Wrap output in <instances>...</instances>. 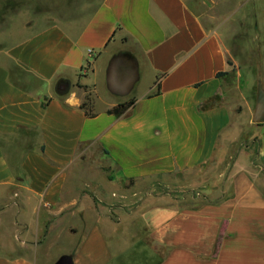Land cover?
Returning a JSON list of instances; mask_svg holds the SVG:
<instances>
[{"label":"crops","instance_id":"obj_1","mask_svg":"<svg viewBox=\"0 0 264 264\" xmlns=\"http://www.w3.org/2000/svg\"><path fill=\"white\" fill-rule=\"evenodd\" d=\"M226 1L102 0L0 50V264H131L147 242L140 264H264V127L260 169L240 145L264 88V0ZM74 166L99 180L72 189ZM200 167L225 170L197 184L205 201L145 200L147 236L112 251L108 229L126 226L99 209L110 187ZM62 233L73 250L48 256Z\"/></svg>","mask_w":264,"mask_h":264},{"label":"rangeland","instance_id":"obj_2","mask_svg":"<svg viewBox=\"0 0 264 264\" xmlns=\"http://www.w3.org/2000/svg\"><path fill=\"white\" fill-rule=\"evenodd\" d=\"M102 0H0V50H5L12 45L21 42L30 35L39 33L44 29L54 25L55 23L65 22L67 18L75 17L78 13H90L97 4ZM226 5L233 7L235 0H227ZM196 11L203 15V8L201 3L194 4ZM250 8V7H249ZM249 10V9H248ZM235 9H233V12ZM215 13L218 12L216 8ZM244 16L243 27H248L250 23V16L247 10H239L236 17ZM243 18V17H242ZM244 90L245 94L248 95ZM253 124V123H252ZM252 129L245 131L244 136L241 138L240 145L248 147L252 154L253 166L260 169L263 160L258 156L257 150L259 140L262 138L256 134L255 124ZM264 127V124L258 125ZM239 145L236 147L238 148ZM237 148L232 149V155L235 154ZM225 171L224 169H211L209 167H200L188 173H177L168 178L162 176L146 178L142 181H130L126 184L113 185L110 190L114 191L117 195L113 202L101 199L99 209L103 212L107 210L108 216L118 222L119 219L123 221V229L116 230V228H109L108 233L112 245V251L115 254L122 253L123 236L126 234L130 239L135 242L144 238L147 234L143 232V204L145 200H150V203L174 202L173 200L180 201L176 203L180 207H193L205 201L204 195L200 188H197L199 182H204L211 178L212 175H219ZM68 176L71 177L72 189L80 180L85 182L99 180V174L92 169L72 167L68 170ZM102 194L106 197L107 191L103 185H100ZM74 190L68 193V196L74 194ZM120 197V198H119ZM104 198V197H103ZM161 200V201H159ZM139 213H141L139 215ZM71 223L76 224L75 219ZM122 228V227H121ZM114 236V237H113ZM67 236L62 233V236H55L49 243L45 253L48 256H54L62 250H73V244L68 240ZM123 240V241H122ZM149 248L144 252L135 250H125L131 260V264H140L150 254L151 242H147ZM126 248V247H125ZM164 255L165 250L160 251ZM128 261V260H127Z\"/></svg>","mask_w":264,"mask_h":264},{"label":"water","instance_id":"obj_3","mask_svg":"<svg viewBox=\"0 0 264 264\" xmlns=\"http://www.w3.org/2000/svg\"><path fill=\"white\" fill-rule=\"evenodd\" d=\"M68 89L69 84L67 82H61L59 84L58 91L60 94H66ZM252 121L257 125L264 124V88L262 84H259L257 89V102ZM55 264H74V262L72 256L63 255L55 262Z\"/></svg>","mask_w":264,"mask_h":264},{"label":"trees","instance_id":"obj_4","mask_svg":"<svg viewBox=\"0 0 264 264\" xmlns=\"http://www.w3.org/2000/svg\"><path fill=\"white\" fill-rule=\"evenodd\" d=\"M225 74L226 73H219L218 75L222 76ZM134 104H135V100H131L127 103L120 104L116 107L109 109L107 111V113L110 115L122 116V115L126 114L134 106ZM80 107H81V109H83L85 111L86 116L94 117L95 114H93L91 112V108H90V104H89L88 100L83 102ZM205 107H207V105Z\"/></svg>","mask_w":264,"mask_h":264},{"label":"built area","instance_id":"obj_5","mask_svg":"<svg viewBox=\"0 0 264 264\" xmlns=\"http://www.w3.org/2000/svg\"><path fill=\"white\" fill-rule=\"evenodd\" d=\"M94 55H95L94 52H92V51L89 52V57L92 58V57H94Z\"/></svg>","mask_w":264,"mask_h":264}]
</instances>
